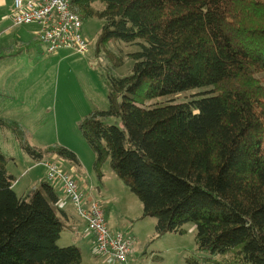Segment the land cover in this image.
I'll return each instance as SVG.
<instances>
[{
  "label": "trees",
  "instance_id": "obj_1",
  "mask_svg": "<svg viewBox=\"0 0 264 264\" xmlns=\"http://www.w3.org/2000/svg\"><path fill=\"white\" fill-rule=\"evenodd\" d=\"M71 7L104 19L99 45L140 47L128 54L130 74L109 76L108 108L79 123L96 170L109 161L143 216L157 218L158 234L194 223L208 257L190 264H264V0H73ZM209 87L189 101L170 98ZM0 124L36 161L51 152L78 162L66 147L31 146L16 120ZM9 159L0 149V264H81L77 245L58 243L64 221L55 185L44 179L17 194Z\"/></svg>",
  "mask_w": 264,
  "mask_h": 264
},
{
  "label": "rangeland",
  "instance_id": "obj_2",
  "mask_svg": "<svg viewBox=\"0 0 264 264\" xmlns=\"http://www.w3.org/2000/svg\"><path fill=\"white\" fill-rule=\"evenodd\" d=\"M12 8L13 0H0V50L5 49V56L0 58V118L18 121L31 146L42 150L66 147L76 154L80 163L51 152L36 161L22 147L16 132L0 124V149L10 157L9 171L16 181L20 180L19 184L15 183L16 193L24 194L29 183L45 177L44 162L51 159L71 170L78 181L82 176L93 188L97 187L94 191L106 208L110 229H118L133 238V253L127 264H190L189 260L208 257L197 248L194 223H187L184 233L158 234L157 218L143 216L141 200L109 161L102 164L99 172L96 170V154L79 128L80 121L91 111L108 108V78L111 74L123 77L132 72L134 60L128 54L139 50V45L115 39L99 45L104 19L96 16L82 18L83 32L89 42L85 55L71 49L49 52L48 45L42 41L30 49L19 50L25 42L24 36L29 35L26 29L39 26L32 23L35 25L12 28L13 21L8 18ZM20 34L21 39L17 37ZM12 51L17 54L6 56ZM210 89L190 90L170 98L176 102L189 101ZM105 122L120 125V118L109 117ZM56 183L59 182H53L58 186ZM68 232L65 227L59 245L82 246L69 239ZM88 263L89 260L84 262ZM99 264L107 263L100 257ZM197 264L204 263L201 260Z\"/></svg>",
  "mask_w": 264,
  "mask_h": 264
},
{
  "label": "built area",
  "instance_id": "obj_3",
  "mask_svg": "<svg viewBox=\"0 0 264 264\" xmlns=\"http://www.w3.org/2000/svg\"><path fill=\"white\" fill-rule=\"evenodd\" d=\"M73 0H13L10 18L14 25L37 24L36 37L48 51L71 49L86 54L89 42L83 32V19L71 5ZM47 180L59 182L87 231L94 238L95 252L107 264H127L133 252V238L108 225L103 204L82 190L77 176L59 163L46 159Z\"/></svg>",
  "mask_w": 264,
  "mask_h": 264
},
{
  "label": "crops",
  "instance_id": "obj_4",
  "mask_svg": "<svg viewBox=\"0 0 264 264\" xmlns=\"http://www.w3.org/2000/svg\"><path fill=\"white\" fill-rule=\"evenodd\" d=\"M10 12L8 13V18H10ZM23 25H35V24H23ZM23 25H18V26H23ZM11 27L12 28L16 27V25L13 24ZM26 30L28 31L29 35H27V34L25 36L23 35L24 37H26V39H25L24 44L20 45L19 50H22L24 48L30 49L33 47V45H35L37 42H39V40L37 39L36 34H35V31L38 30V27H36V29H26ZM17 37L19 39H21L22 35L21 34L19 36L17 35ZM16 41H18V40L16 39ZM16 54H17L16 51L15 52L12 51L11 53H9L6 56H15ZM78 164H80V163L78 162ZM79 178H80L79 184H80L82 190L85 191L86 194H88V196L91 199H96V200H99L101 202L99 197L96 195V191H94V188H97V187L93 188L92 184H90V182L88 180L82 179L83 178L82 176ZM44 179H46V174H45V177L40 178L38 180H34L35 182L29 183L27 185V188H26L24 193H26L32 187L40 184ZM19 182H20V180L16 181L15 183L19 184ZM15 183H14V188H15ZM56 184H58V186L55 184L54 185L57 188V191H58L59 196L61 198V202H60L59 207L61 209L60 213H61L62 219L64 221V228L67 227L69 230V232H68V234H70L69 239H73V240L75 239L76 241H78L82 245L80 247L77 245L82 251V263L81 264H84V262L86 260H89L88 264H99L100 257L95 252L94 238L92 237L91 234L88 233L85 221H83L79 217V215L76 212L74 205L68 200V198L64 194L61 185L59 183H56ZM103 206H104V204H103ZM104 208H105V206H104ZM105 211H106V208H105ZM106 217H107V213H106ZM112 231H120V230L116 229V230H112Z\"/></svg>",
  "mask_w": 264,
  "mask_h": 264
}]
</instances>
